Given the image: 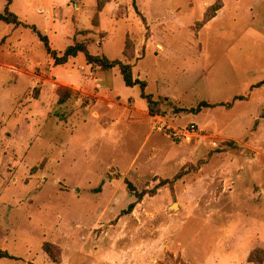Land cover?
Here are the masks:
<instances>
[{
    "label": "rangeland",
    "instance_id": "rangeland-1",
    "mask_svg": "<svg viewBox=\"0 0 264 264\" xmlns=\"http://www.w3.org/2000/svg\"><path fill=\"white\" fill-rule=\"evenodd\" d=\"M97 1L12 0L21 25L0 21V264H257L264 0H107L94 21ZM32 28L128 61L155 115L118 69L54 65Z\"/></svg>",
    "mask_w": 264,
    "mask_h": 264
},
{
    "label": "trees",
    "instance_id": "trees-1",
    "mask_svg": "<svg viewBox=\"0 0 264 264\" xmlns=\"http://www.w3.org/2000/svg\"><path fill=\"white\" fill-rule=\"evenodd\" d=\"M5 7L2 14H0V21L7 24V25H13V26H19L21 25V21L18 19V17L11 13L9 11V6L12 2V0H5ZM103 1V2H102ZM98 0L96 5V14L94 17V21L98 17V13H100L104 7V4L107 2V0ZM133 4H134V0ZM221 9V6L218 4H213L209 6L201 21H198L194 25L195 31H198L202 29L208 22H210L213 18H215L216 13ZM32 32L37 34L40 41L43 43L45 50L47 54L50 56V58L53 60L54 65H65L70 59L76 58L79 54L84 56L85 62L87 65L90 66H96L99 67L103 71H109L112 69H118L123 82L127 88H133L135 86H138L141 90V98L145 99L148 105V112L150 115H155L156 110L154 109L155 106H157V102L153 100L151 95H148L144 92L146 88V83L144 81H140L138 79H135L132 74V66L127 61L122 60H111L107 58L104 55H93L89 52V49L87 45L83 42H74L72 45H69L65 48V50L57 54L56 51L52 50L49 46L48 38L44 35H42L39 31L36 30V28H32ZM134 46L132 45V42L127 40L125 42V48L123 51V57L125 59H128L131 61L134 57ZM260 85H264V80L261 82ZM65 100V98H61L59 100V103H62ZM208 107L209 105L206 103H201L198 105V110L201 107ZM178 178V177H176ZM128 189L131 191H134L133 186L130 183H127ZM142 195H137V199H141ZM135 207V204H130L125 212L123 214H129L133 211ZM45 252H47L50 256H52V252L50 250V246L46 245L44 248ZM0 259H13L12 256H10L6 251L0 250ZM264 261V251L263 250H255L253 251L249 257L248 262L249 263H257L262 264Z\"/></svg>",
    "mask_w": 264,
    "mask_h": 264
},
{
    "label": "built area",
    "instance_id": "built-area-1",
    "mask_svg": "<svg viewBox=\"0 0 264 264\" xmlns=\"http://www.w3.org/2000/svg\"><path fill=\"white\" fill-rule=\"evenodd\" d=\"M164 124H161L159 121L157 123V130L158 131H161L163 128H164ZM194 132V126H191L190 128H186V129H183V130H173V133L172 135L174 137H182V138H185V139H188L190 134Z\"/></svg>",
    "mask_w": 264,
    "mask_h": 264
},
{
    "label": "crops",
    "instance_id": "crops-1",
    "mask_svg": "<svg viewBox=\"0 0 264 264\" xmlns=\"http://www.w3.org/2000/svg\"><path fill=\"white\" fill-rule=\"evenodd\" d=\"M80 55V54H79ZM83 56V55H82Z\"/></svg>",
    "mask_w": 264,
    "mask_h": 264
}]
</instances>
